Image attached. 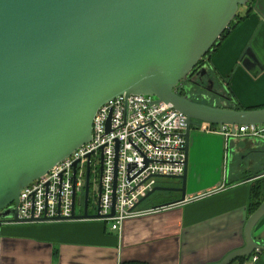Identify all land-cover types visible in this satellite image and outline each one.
Here are the masks:
<instances>
[{"label":"water","instance_id":"1","mask_svg":"<svg viewBox=\"0 0 264 264\" xmlns=\"http://www.w3.org/2000/svg\"><path fill=\"white\" fill-rule=\"evenodd\" d=\"M247 1L0 0V223L100 218L88 212V173L82 212L67 218L20 219L18 194L87 143L97 108L122 94L153 95L183 115V172L169 177L180 185L140 199L171 191L179 196L162 205L182 202L192 131L202 122L264 124V107L195 101L177 88ZM242 65L261 68L250 50ZM263 214L264 198L245 222L244 246L214 264L264 250L252 236Z\"/></svg>","mask_w":264,"mask_h":264},{"label":"crops","instance_id":"2","mask_svg":"<svg viewBox=\"0 0 264 264\" xmlns=\"http://www.w3.org/2000/svg\"><path fill=\"white\" fill-rule=\"evenodd\" d=\"M238 10L241 17L247 15L221 39L208 57L209 65L220 82H227L233 103L260 108L264 107V0H251ZM246 50L261 68L242 65ZM197 133L223 138L214 172H200L189 156L190 148L199 144ZM263 169L264 139H226L219 133L194 130L182 202L128 217L119 232L100 219L0 223V264L217 263L245 244L248 197L255 180L264 176H256ZM252 236L264 245V214ZM229 264H264V250Z\"/></svg>","mask_w":264,"mask_h":264},{"label":"built area","instance_id":"3","mask_svg":"<svg viewBox=\"0 0 264 264\" xmlns=\"http://www.w3.org/2000/svg\"><path fill=\"white\" fill-rule=\"evenodd\" d=\"M155 99L147 94H122L100 105L92 120L90 140L19 190L18 218L80 214L87 173L88 207L99 213L100 220L110 222L111 230L119 232L128 217L171 206L145 208L141 204L147 197L140 201L159 185V180L183 172V115ZM213 126L202 122L200 130L222 134L226 139H264V124L224 125L221 129Z\"/></svg>","mask_w":264,"mask_h":264},{"label":"flooded vegetation","instance_id":"4","mask_svg":"<svg viewBox=\"0 0 264 264\" xmlns=\"http://www.w3.org/2000/svg\"><path fill=\"white\" fill-rule=\"evenodd\" d=\"M208 55L201 58L193 69L188 73L186 78L177 86L178 89L187 94L188 97L195 101H201L213 104L217 100H222V96H225L227 82L222 80L214 72L208 63ZM204 70V74L201 75V71ZM212 80V84L209 83ZM211 87V91L207 90ZM101 178V165L98 168V181ZM176 195H179L176 193ZM89 212V211H88Z\"/></svg>","mask_w":264,"mask_h":264},{"label":"trees","instance_id":"5","mask_svg":"<svg viewBox=\"0 0 264 264\" xmlns=\"http://www.w3.org/2000/svg\"><path fill=\"white\" fill-rule=\"evenodd\" d=\"M251 0H248L246 5L249 4ZM240 8V6H238ZM247 15L244 14L242 17L240 16L239 10H237L236 15L232 18V20L229 22L228 26L226 29L223 31L221 37L218 39L216 43L213 44V46L210 48V50L207 52L206 55L209 57V55L215 51L217 46L219 45L221 39L225 37L229 33L231 29L237 25V23ZM241 17V18H240ZM209 63V59H208ZM226 93H225V101L226 104L230 107H236V108H242L240 107L237 103L232 102V96L231 93L229 92L228 86L226 85ZM247 109V108H246ZM160 186H178L180 185L179 180H172V179H161L158 181ZM178 195H176V192H171V191H154L151 195H149L141 204L143 207H154V206H160L163 203H167L169 201L174 200ZM264 198V176L257 178L255 180V184L253 187L250 189V194L248 197V213H251L253 210L256 209V207L260 204V202ZM243 258V257H239ZM245 258V257H244Z\"/></svg>","mask_w":264,"mask_h":264},{"label":"rangeland","instance_id":"6","mask_svg":"<svg viewBox=\"0 0 264 264\" xmlns=\"http://www.w3.org/2000/svg\"><path fill=\"white\" fill-rule=\"evenodd\" d=\"M215 103L217 104L221 102L220 100H217V102ZM213 127H215V125ZM197 134H198L199 144L198 145L194 144L195 146L194 150L193 148H190L189 156L192 157L195 160V162H197V166L199 167L200 172H205V171H210V170L214 172V170H217V164L214 162L217 160V153L219 150L220 140L223 141V138L216 137V136H208V135L206 136V135H203V133H197ZM199 162H205V165H199ZM91 202H92V195L90 194V203ZM77 210L78 209L76 208V213L78 212ZM81 211H82V208H81ZM88 211L89 213H94L91 205H89ZM103 222L104 221L102 220V223ZM105 223L107 227L110 226V222H105Z\"/></svg>","mask_w":264,"mask_h":264}]
</instances>
